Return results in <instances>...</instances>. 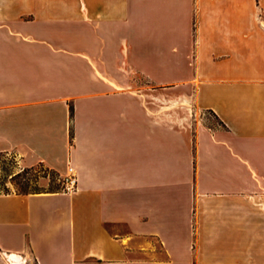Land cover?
Wrapping results in <instances>:
<instances>
[{
    "label": "crops",
    "instance_id": "obj_1",
    "mask_svg": "<svg viewBox=\"0 0 264 264\" xmlns=\"http://www.w3.org/2000/svg\"><path fill=\"white\" fill-rule=\"evenodd\" d=\"M0 154L78 177L0 192L6 254L264 264V0H0Z\"/></svg>",
    "mask_w": 264,
    "mask_h": 264
},
{
    "label": "rangeland",
    "instance_id": "obj_2",
    "mask_svg": "<svg viewBox=\"0 0 264 264\" xmlns=\"http://www.w3.org/2000/svg\"><path fill=\"white\" fill-rule=\"evenodd\" d=\"M133 81L139 86L147 85L148 80L144 77L134 74ZM176 109L177 114L182 113L179 108ZM178 110V111H177ZM205 123L207 125H212L217 123L216 120L209 115L205 117ZM16 163L12 160V158L0 159V190H4V188H8L10 190H14V192H18L24 184H28V191L30 192H44V191H54L60 189L62 191V183L60 182L61 178L54 173L46 169L45 167L38 165L34 167V170L25 177V179L18 180L14 183H9L11 181V176L16 173ZM23 257L25 264H36L30 255L19 254ZM0 264H11L10 259L6 256V253L0 250Z\"/></svg>",
    "mask_w": 264,
    "mask_h": 264
},
{
    "label": "trees",
    "instance_id": "obj_3",
    "mask_svg": "<svg viewBox=\"0 0 264 264\" xmlns=\"http://www.w3.org/2000/svg\"><path fill=\"white\" fill-rule=\"evenodd\" d=\"M8 158L9 157L6 154H0V159H7L8 160ZM12 160L15 161L13 158H12ZM33 170H34V168H26V169H23L22 171H20L19 173L14 174L11 178V183H14V182L21 180V179H25V177L27 175H29ZM54 173H56V172H54ZM57 175L59 176V174H57ZM27 189H28V184H24L23 187H21V189L17 193L20 195L41 193V192H37V191L36 192H30ZM54 191H60V189H57ZM0 192H4V193L8 194V193H10V189L4 188V190H0Z\"/></svg>",
    "mask_w": 264,
    "mask_h": 264
},
{
    "label": "built area",
    "instance_id": "obj_4",
    "mask_svg": "<svg viewBox=\"0 0 264 264\" xmlns=\"http://www.w3.org/2000/svg\"><path fill=\"white\" fill-rule=\"evenodd\" d=\"M62 190L67 193H72L77 189L78 177L75 169L71 166L68 167L66 176L61 177Z\"/></svg>",
    "mask_w": 264,
    "mask_h": 264
},
{
    "label": "bare ground",
    "instance_id": "obj_5",
    "mask_svg": "<svg viewBox=\"0 0 264 264\" xmlns=\"http://www.w3.org/2000/svg\"><path fill=\"white\" fill-rule=\"evenodd\" d=\"M6 256L10 259L11 264H25L23 257L17 253H7Z\"/></svg>",
    "mask_w": 264,
    "mask_h": 264
}]
</instances>
